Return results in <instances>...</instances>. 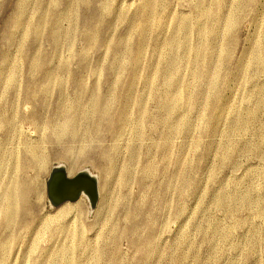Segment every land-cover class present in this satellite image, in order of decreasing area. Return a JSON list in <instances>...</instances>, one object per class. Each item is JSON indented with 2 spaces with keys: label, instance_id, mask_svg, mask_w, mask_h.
I'll list each match as a JSON object with an SVG mask.
<instances>
[{
  "label": "rangeland",
  "instance_id": "obj_1",
  "mask_svg": "<svg viewBox=\"0 0 264 264\" xmlns=\"http://www.w3.org/2000/svg\"><path fill=\"white\" fill-rule=\"evenodd\" d=\"M0 201V264H264V0H0Z\"/></svg>",
  "mask_w": 264,
  "mask_h": 264
},
{
  "label": "water",
  "instance_id": "obj_2",
  "mask_svg": "<svg viewBox=\"0 0 264 264\" xmlns=\"http://www.w3.org/2000/svg\"><path fill=\"white\" fill-rule=\"evenodd\" d=\"M82 192L88 195L95 208L99 200L96 175L84 170L69 177L63 165L57 166L48 183V196L51 203L57 205L65 200L74 201L79 198Z\"/></svg>",
  "mask_w": 264,
  "mask_h": 264
},
{
  "label": "bare ground",
  "instance_id": "obj_3",
  "mask_svg": "<svg viewBox=\"0 0 264 264\" xmlns=\"http://www.w3.org/2000/svg\"><path fill=\"white\" fill-rule=\"evenodd\" d=\"M149 15V14H148ZM146 16V17H144V20L143 21H145V22H149V20H151V19H149V17L150 16ZM37 26V25H36ZM138 26V25H137ZM141 25H139L138 26V28L140 27ZM40 28H41V25H38L37 26V28H36V33L38 34V33H40ZM58 26L54 29V32H53V38L55 39V41H56V37H57V33H58ZM141 37H140V40L142 41L143 39H144V36H145V34H146V31H145V29L144 28H141ZM59 34H61L60 32H59ZM59 40V39H58ZM140 53H141V47H138L137 49H136V59L140 56ZM132 82V84H133V81H131ZM175 98V97H174ZM170 104L168 105V106H170V108H171V106H173V105H176V104H171V102H169ZM177 105H179L178 103H177ZM175 107V106H174ZM178 107V106H177ZM141 109H143V108H141ZM169 109V108H168ZM176 109V108H175ZM173 110H174V108H173ZM140 112H141V110H140ZM139 112V113H140ZM186 124H188V123H186ZM56 126H58V125H56ZM65 126V125H64ZM54 128H57V131L58 130H60V129H58V127H54ZM185 128V127H184ZM64 132V131H63ZM167 144V143H166ZM37 146V145H36ZM36 150V149H35ZM38 150V149H37ZM35 152L36 151H32V158L33 159H35V158H38V159H41L40 157H38L36 154H35ZM43 158V157H42ZM44 159V158H43ZM8 161V160H7ZM43 161V160H42ZM46 162V161H45ZM7 164H8V162H7ZM15 165V164H14ZM16 166V165H15ZM46 167V166H45ZM45 167H43V168H45ZM16 168V167H15ZM67 175L69 176V177H72L74 174H73V172H72V170L71 169H69L68 171H67ZM15 183H16V181H15ZM7 186V185H6ZM31 188H32V184H31V182L30 181H28V180H21L20 182L18 181V184H17V187H15V188H13V189H11L10 191H8V193H7V196H6V201H5V207H4V212H3V216L8 220V221H10L12 224H14L15 225V222H16V220L20 217L19 216V214H20V209L21 208H23L24 206H22L23 205V203H24V201H25V199H26V197L29 195V193L31 192ZM7 189V188H6ZM83 193H85V192H82V194ZM98 193H99V190H98ZM4 194V193H3ZM81 194V195H82ZM81 195L79 196V198L81 197ZM87 195V194H86ZM5 196V195H4ZM87 197V196H86ZM78 198V199H79ZM83 198H84V196H83ZM2 199V198H1ZM78 199H76V200H78ZM87 199V198H86ZM3 200H4V198H3ZM76 200H74V201H76ZM70 201H72V200H65V201H63V202H61L62 204L61 205H66V204H69L70 203ZM1 202V201H0ZM78 202V201H77ZM77 202H74V203H77ZM60 204V203H59ZM98 204V203H97ZM0 205H1V203H0ZM91 207V206H90ZM93 207V206H92ZM68 209H69V207H67ZM73 209V208H72ZM69 211V210H68ZM67 258V257H66ZM69 258V257H68ZM62 262V261H61ZM72 263V262H71ZM70 263V264H71Z\"/></svg>",
  "mask_w": 264,
  "mask_h": 264
}]
</instances>
